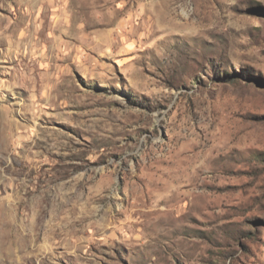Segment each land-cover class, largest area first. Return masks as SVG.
I'll use <instances>...</instances> for the list:
<instances>
[{
  "label": "rangeland",
  "instance_id": "1",
  "mask_svg": "<svg viewBox=\"0 0 264 264\" xmlns=\"http://www.w3.org/2000/svg\"><path fill=\"white\" fill-rule=\"evenodd\" d=\"M0 264H264V0H0Z\"/></svg>",
  "mask_w": 264,
  "mask_h": 264
}]
</instances>
